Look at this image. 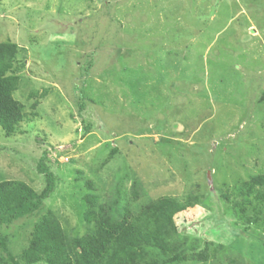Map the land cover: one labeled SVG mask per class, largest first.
Listing matches in <instances>:
<instances>
[{
  "label": "rangeland",
  "instance_id": "1",
  "mask_svg": "<svg viewBox=\"0 0 264 264\" xmlns=\"http://www.w3.org/2000/svg\"><path fill=\"white\" fill-rule=\"evenodd\" d=\"M7 42L28 120L0 133V181L40 193L45 151L42 214L70 255L94 231L86 194L116 218L169 196L188 202L167 241L178 259H149L264 264V186L248 185L264 178V0H0ZM40 215L0 227L12 251Z\"/></svg>",
  "mask_w": 264,
  "mask_h": 264
},
{
  "label": "trees",
  "instance_id": "2",
  "mask_svg": "<svg viewBox=\"0 0 264 264\" xmlns=\"http://www.w3.org/2000/svg\"><path fill=\"white\" fill-rule=\"evenodd\" d=\"M19 52L14 44L0 43V133L7 138L14 136L17 127L28 120L23 105L13 97ZM45 159L44 151L36 164V172L47 183L40 193L22 181H0V227H10L19 220L41 214L29 229L25 225L24 244L18 252L10 248L8 236H0V264H157L155 259H149L154 255L164 256L168 262L178 259L167 241L174 232L177 234L175 216L188 208L187 200L180 202L161 196L135 214L125 207L116 218L113 213L116 203L99 205L92 193L83 198V221L93 226L94 231L72 238L70 255L59 220L50 212L42 214L43 203L54 188V176ZM86 185L92 188L89 182ZM248 185L264 186V178L252 177ZM23 231L24 228L16 235Z\"/></svg>",
  "mask_w": 264,
  "mask_h": 264
}]
</instances>
